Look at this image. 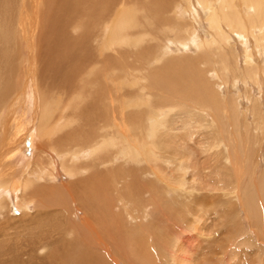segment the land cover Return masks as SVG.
<instances>
[{
	"label": "bare ground",
	"instance_id": "6f19581e",
	"mask_svg": "<svg viewBox=\"0 0 264 264\" xmlns=\"http://www.w3.org/2000/svg\"><path fill=\"white\" fill-rule=\"evenodd\" d=\"M120 1L123 4L127 3L129 7L127 9L137 11L139 16L131 22L135 23L134 25L137 27L134 29V33L129 32L130 28H133L131 23L119 25L116 35L119 43L126 45L130 42L129 38L133 37L134 45L139 46V51L135 54L138 55L135 57L136 65H139L141 68L143 66L148 67L150 61H152L158 66L157 68L161 65L162 69L152 70L146 75L147 86L152 89L151 92H155V100L152 101L150 97H147L148 99L141 97L135 103L131 101L126 103L127 107L125 106V109H136L137 112L132 114L128 126H126L127 122L122 120L125 122V125L122 124V126L116 128L118 131L123 133L128 131L129 134L135 136L137 135L132 134V132H137L140 137H133L138 140L137 144L130 146L126 142L122 144L125 148L124 152L121 149V151L115 149L117 154L112 153L113 155H110L108 153L110 152V147L116 148L115 140L111 139V137L108 139L104 138V133L99 135V115L103 114L110 119L112 107H110V103L113 102V99L110 102V89L108 90V88L103 87L104 85H100L99 82L92 79L96 78V76L92 75V78L89 77L91 79L88 78L87 81L83 80V83H81L82 80L80 83L78 82L76 89L73 88L74 85L72 86V84L67 85L69 87L60 92L61 97H59L47 78H51L50 72L53 73V76L57 75L54 69H59L60 64L61 69L59 74L63 73L64 76V78L60 77L61 82H71L70 79L78 71L77 64L82 61V56L86 55L91 48L92 41L89 44L82 40L81 46L69 43L66 32L63 30L69 23L68 21H74L77 14H81L80 11L83 8L84 12H82V15L88 20V24L87 22H83L91 28L88 29L84 25L81 26L83 33L81 39L85 40V38L93 37L92 33L88 34L89 30L101 25L104 28L108 26L105 24L108 20L110 21V4L114 5ZM41 3L44 9L42 12H39ZM184 5H186L184 14L180 15L178 13L179 7ZM207 12L209 13L208 17H206ZM79 19L82 20L81 18ZM204 21H206L208 27V38L199 37V28ZM72 24L74 23L72 22ZM139 27L141 28L140 31H138ZM38 28L41 29L38 31ZM36 29L37 34L35 33ZM50 30L52 31L50 32ZM85 32L86 34L84 35ZM230 33L234 35L233 37L231 36L232 38H230ZM34 36L38 37V41H41L39 42L40 44H44V38L47 41V48H45V44L41 45L45 52H38L35 59L32 47H34L33 43L37 39L34 42ZM50 37L54 41L51 42L48 39ZM146 38L152 39V42L155 43L147 51L144 48V45L146 46ZM232 40L235 42L239 40L243 46V57L239 56V58H242L240 61L243 60L244 67L240 65L239 60L235 59L236 56L232 55L236 61L230 63V66L233 69L236 68V71L242 69V73L233 74L231 84L227 85V81H224V78L228 77V69L220 66L219 69L210 68L206 60H208L207 55H209L212 46L215 47L214 50H219L222 49V44H226L228 47ZM55 44L58 45L55 46ZM176 44L180 46L179 49L184 53L175 54L172 52L174 48H177L175 47ZM248 44L252 45L250 50ZM56 48L63 51L61 57H55ZM193 50L197 51V56L201 51H204L207 54L206 59L195 61L196 63L189 61L180 64L181 60L179 59L191 55L188 52ZM26 51L28 55L25 59L26 56H24L23 52ZM147 53L151 56L148 59H146ZM262 54L264 55V0H0V75L9 77V81L0 86V129L4 128V131L0 133V218L3 219L4 224H2L4 226L7 224L9 229L14 228L17 231L18 228H24L25 230L34 229L35 225H41V223L49 225L52 222V216H50L51 213L46 209L54 201V197H56L55 189H52L54 187L49 185H51L50 183H56L64 175L69 180L68 185L60 186V184L58 185L60 186L58 189L63 190V194L67 199V207L64 213L60 210L61 213L58 211L59 214L55 216L58 220L55 219L51 225L56 229L59 228L61 234L70 233L75 235L73 238L70 236V241L66 242L63 240L66 235L64 234L65 236L63 237V235L58 234L59 240L52 244L48 241L45 243V239L36 241L35 239H39L41 235L36 232L34 234V237L37 234L35 239H31L32 242H26L28 244L26 247L16 242L15 246L5 249V253L6 251L12 252V255L9 257L12 260L14 259V264H36V259H39L40 264H45L48 258H56L58 261L63 260V254L66 251L67 257L72 254V251H81L83 246L81 238H86H80L82 233L84 234L87 231L94 232L97 226L101 229L102 226L108 229V226L103 225L106 219L110 218V223L106 220L110 228L109 230L112 231L114 229L118 233L122 229L124 230L123 227L121 228L124 225V222H122L123 217L128 222L130 220L133 222L134 219L138 218L139 213H146L148 210L147 214L149 217L161 209L163 210V207L161 208L164 199L163 195H165V200H167L170 199V194L178 193L189 201L194 199V194H197L194 192H205L204 189L206 190V188H203V182H200V179L197 177L198 169L195 170L194 166L190 167L187 165L190 162L188 157L185 158V155H183L182 158L178 153L177 157L171 153L168 154L167 151L163 153L167 154V156L161 155V146L160 148L158 146L160 141L158 143L159 136L157 134L162 129L163 124H167L166 121L171 116H176L179 119L186 118L188 122L192 123H198L199 120H201L199 123H203L205 119L206 123L215 125L216 128H218L217 124L222 118H225L227 125L233 119L236 121L239 118L240 121L244 122L245 127H248L252 123V126H250H255L253 129L251 128L254 131H252V135L257 133L259 135L257 137L262 138L264 136V127L261 125H264V90L262 88L264 86V66L259 64V62L263 61L259 60ZM66 56L67 58H65ZM64 59L66 60V66L62 65V60ZM25 65L27 70H25L26 74L24 75L22 69ZM42 66L44 71L42 78L45 77V82L49 85L48 87H51V90H47V92L45 90H38L42 88L39 85L41 82L38 78L42 75L40 74L41 70L39 71V68ZM179 66L186 68L184 71H181L176 69ZM190 69L198 70L195 74L189 75L188 70ZM28 74H30L29 77ZM194 75L195 78H193ZM20 76L23 77V80L22 78L20 79L24 85H20L19 87L16 85V82ZM34 78H37V85ZM1 81L2 76H0ZM31 82L33 83L32 85L30 84ZM250 82H253L252 84H255L257 88L253 89V87L248 86ZM30 85V90H28ZM45 87L47 88V86ZM241 88H245L244 97L243 95L241 97L235 94ZM162 90H164L166 96ZM231 94L234 100L232 103H229L227 98ZM257 94L258 96H256ZM101 96H106L108 105L103 107L100 105L99 99ZM148 100L150 103L147 102ZM84 101L87 104L83 108L82 103ZM62 102H73V104L63 106ZM241 102L249 104L246 111H241L239 108L241 107ZM27 104H30L29 107ZM92 111L93 113H90ZM113 111L111 112L113 113ZM20 113L22 117L19 115ZM249 115L253 119L251 123L248 121ZM24 118L26 119L25 123ZM121 118H126L125 114L121 115ZM60 119L62 120V126L55 132L53 131L55 125H52V123L54 120L58 123ZM246 121L249 122L247 123L248 125H246ZM69 127H71V130L66 133L63 132L64 128L68 129ZM109 127V124L103 123L102 129L106 130ZM143 131L145 133L142 137ZM217 132V140L215 136L216 142L214 145L211 143L213 147L210 145L209 150L210 148L211 150L216 149V152L222 153V157L217 156L216 160L222 161L224 166L231 170L235 184L232 189L218 188L219 193L216 192L215 188L212 191H209L210 189L208 188L209 190L207 189L206 192L209 191V193L214 195L212 197L221 198V201L231 206L240 201L242 189H240L239 182L247 170L239 164L237 153L233 152L232 141L230 142L231 138H225V133L223 135L222 130ZM34 137H36V140L38 139V147L33 154L31 162L24 163L25 166L22 165V168L20 167L21 165L19 166L20 168L18 165L12 166L13 163L11 161L20 155L22 146H30ZM234 137L233 139H235ZM47 150H51V152ZM51 154H54L55 157L51 156ZM117 157L124 159V162L120 166L116 165ZM252 162L254 163V161ZM161 164H165L166 168L174 167L173 173H170L169 176L167 170L161 167ZM254 172L256 173V171ZM214 174L219 175L217 172H214ZM217 180L219 181V179ZM243 185L246 188V183ZM201 192L200 195H202ZM87 198L88 200H86ZM101 198L106 200L104 214L103 212L99 213L97 209L98 205H103V203H99L103 201ZM98 199H101V201ZM174 200L176 198H173ZM174 203L176 202L174 201ZM75 205L77 207L74 210ZM101 205L100 209L103 207ZM260 205L258 203L259 207H261ZM127 206L130 208H126ZM31 208H33L34 214L31 212ZM170 208L177 213L176 204H173ZM182 208L186 210V214L191 210L186 206ZM254 208L259 209L257 207ZM13 209L21 213L19 219L10 215ZM79 212L83 214L81 219H78ZM133 213L138 215L132 217ZM200 213L203 214L202 211ZM103 215L105 220L102 218ZM248 216L250 215L248 214ZM187 217L188 215L184 219L180 214L178 220L179 222L183 221L186 223L189 220ZM155 220L153 221L154 225L151 224V226L146 228L147 232H143L142 234L138 232V240H133V242L135 241L133 243L134 250L137 251L135 248L140 244L142 250L149 253L151 251L149 249L151 247L150 242L153 241V244H157V240L161 239V237H159L160 239L158 238V235L163 234L165 236L167 231L165 230L164 233L165 226L162 229L161 226H158V223L156 224ZM161 229L163 232H161ZM115 232L114 234H116ZM133 233L136 232L134 231ZM3 235L6 234L3 233ZM26 237L28 239V234ZM34 243H39V246L36 247ZM143 246H145L144 249ZM49 247H53L51 251H48ZM46 250L48 251V256H46ZM86 254L88 255L87 252ZM86 254L75 255V257L78 260L82 256L85 257ZM2 256L0 255V258ZM18 257H24V260L20 261V258L19 260L17 259ZM158 257L160 258L159 254Z\"/></svg>",
	"mask_w": 264,
	"mask_h": 264
},
{
	"label": "rangeland",
	"instance_id": "374dc122",
	"mask_svg": "<svg viewBox=\"0 0 264 264\" xmlns=\"http://www.w3.org/2000/svg\"><path fill=\"white\" fill-rule=\"evenodd\" d=\"M127 7H128L127 3L123 4L122 1H120L114 5L110 4V21L108 20L107 23L105 24L108 26H105V28H104L103 25H101L99 27L97 26V27H94V29L89 30L88 34L92 33L91 35H93V37H88L89 39L85 38V40L81 39V36L83 34L81 26L84 25V27H87L88 29H90L91 27L87 26L88 20H86L85 16L83 17V15H82V12H84L83 8H82V11H80L81 14L78 13L79 15L77 14L76 18H74V21H71V20L68 21L69 23L64 27L63 30L66 32V35L69 39L70 44L74 43V44L81 46V43H83L82 40L85 43H89V44L92 41L93 44L91 43V48L86 55L84 54L82 56V59H81L82 61L81 62L79 61L82 64H80V63L77 64L78 71L75 72L76 75L70 79L71 82H61L60 77L64 78V76H63V73L59 74L60 69H61L60 64H59V69H56V68L54 69V72L57 75L53 76V73L50 72L49 74H51V78L50 79L47 78L48 82L54 88L56 95L59 97H61L60 92L64 91L66 88L69 87L67 85L72 84V86L74 85L73 88L76 89V87L78 86V82L80 83L82 80L81 83H83L85 80L87 81L88 78L91 77L92 75L96 76V78L91 77L92 79H95L97 82H99L100 85H104L103 87L108 88V90L110 89V94L108 93L110 96V102H111V99H113V102L110 103V107L112 106L111 110H110V119H108L103 114L99 113L100 114L99 115V122H100L99 123V126H100L99 135L104 133V135H105L104 138L108 139L109 137H111V139L115 140V143H116V148L110 147V149H109L110 152H108V153H110V155L112 153L117 154L115 152V149H119V151L122 150V152H124L123 150L125 148L123 147L122 144H124L126 142H128L130 144V146L137 144L138 140L136 138H133V137H140V136H138L137 132H132V134L137 135V136H135V135L129 134L128 131H126L125 133L118 131L116 128H119V126H122V124L125 125V122H127L126 126H128L130 124L132 114L134 112H137L136 109H130V110L127 108L125 109L126 103H129V101L135 103L137 101V99L141 98V97L146 98V99H148L147 97H150V99L152 101L155 100V98H156V95H154L155 92H151L152 89L148 88V86H147L148 81H146V75L149 74V72L152 70L162 69L161 65L159 68H157L158 66H156L152 61H150V64L148 67L143 66V68H141L139 65H136V63H135L136 58L135 57H137L138 55H135V54L138 53L139 46L134 45V41L132 40L133 37L129 38L130 42L126 45H122L119 43V39L116 37L119 25L125 24V23L126 24L131 23L134 19H136V17L139 16V14H137V11L128 10ZM185 7H186V5L179 7L178 13L180 15L184 14ZM43 9H44L43 4L41 3L40 8H39V12H42ZM208 14L209 13L207 12L206 17H208ZM80 15H82V16H80ZM79 18H81L82 20H80ZM77 20H78V22H77ZM180 20H182V19H180ZM83 21L85 23L87 22V24H85ZM72 22L74 24H72ZM134 24L135 23H131L133 28L132 29L130 28V30H129L130 33H134L135 32L134 29L137 28ZM87 28H84V29H87ZM40 29L41 28H38V31ZM199 29H200V32H199L200 36L199 37L202 36L203 38H208L207 37L208 27H207L206 21H204L202 23V25L200 26ZM140 30H141V28L139 27L138 31H140ZM51 31L52 30H50V32ZM35 33L37 34V29H36ZM36 34H35V36H37ZM85 34H86V32L84 33V35ZM35 36H34L33 41L34 40L36 41V39H37V41L36 42L34 41L35 42V43H33L34 47H32L34 59H35V56L37 57L36 54H38V52H40V51H42V53L45 52L42 49V46L44 44H45L44 45L45 48H47L46 38H44V44H40L39 42H41V41H38V37H35ZM231 36L233 37L234 35L230 33V38H232ZM96 38H98V39H96ZM48 39L51 42L54 41V39L53 38L51 39V37ZM103 39H105V40H103ZM99 40H100V42H99ZM87 41H90V42H87ZM145 42H146V46L144 45L145 51L150 50L151 45L155 44L152 42V39L146 38ZM102 43H104V44H102ZM107 43L109 46L107 45ZM57 45L58 44H55V46H57ZM176 45H175V47H177V48L176 49L174 48V50H172V52L175 54L184 53L182 50L179 49L180 46L179 45L176 46ZM236 45L237 46L240 45V46L237 47ZM136 46H138V47H136ZM169 46H171V44H169ZM248 46L250 47L249 48V50H250L252 48V45L248 44ZM107 48H109V49H107ZM56 49L57 50H55L56 51L55 57H57V56L61 57V53L63 55V51L58 50V48H56ZM214 49H215V47L212 46L209 55H207L204 51H201L198 56L196 55V53H197L196 50L190 51L188 53H190L191 55H189V56L187 55V56L183 57L184 59L183 58L179 59V60H181L180 64H183L184 62H189V61L192 63H196L195 61H198L200 59H206V57L208 56L209 61L206 60V63H208L210 68L213 67V68L219 69L220 67H225L226 69H228V72H229L228 77L224 78V81H227V85H229V84H231L233 74L236 75V74H238V72L242 73L241 72L242 69L240 71H236L237 69L234 68L235 69L234 70L230 66V63H233L236 60H239L240 65L242 67H244V64L242 63L243 60L240 61L242 58H239V56L243 57V51H242L243 46L241 45L239 40H236V42L234 40H232L228 47L226 44H222V49H219V50H214ZM231 49H233V50H231ZM99 50H101V51H99ZM112 50H114L115 52ZM140 50H142V49H140ZM225 52H226V54H225ZM204 53H205V55H204ZM23 54H24V56H26L25 57V59H26L27 55H28L27 51L23 52ZM105 54H107L109 57ZM232 55L234 57L235 56L237 57V58L235 57L236 60L234 59V57ZM149 57H151V56H149L147 53L146 59H148ZM65 58H67V56ZM227 58H229V59H227ZM259 60L260 61L263 60L262 62H259V64L264 66V55L263 54H262V57L259 58ZM65 61H66L65 59L62 60L63 66H66ZM102 61H104V62H102ZM229 66L232 70L229 68ZM82 67H83V69H82ZM194 67L196 68L195 65H194ZM24 68L22 70H23V73L25 75L26 74L25 70H27L26 65ZM185 68L186 67H180V66L176 67V69H179L181 71L182 70L184 71ZM85 69H86V71H85ZM198 69H190V70H188V74L189 75L192 73L195 74ZM22 70H21V72H22ZM39 71H40V74H42L41 76L38 77L40 79V82H41V83H39V85H41L42 88H39L38 90H41V91L45 90L46 92H47V90L50 91L51 87H48L49 85L47 84V82H45V77L42 78V76H44L43 66L39 68ZM0 76H2V81L0 82V86L3 83L9 81V77H6L5 75H0ZM29 76H30V74H28V77ZM20 78H22V80H23V77L20 76L18 78V81L16 82V85L19 87H20V85L21 86L24 85V83L21 81ZM91 78H89V79H91ZM189 78H191V77H189ZM193 78H195V75L193 76ZM36 79H35V84L37 85ZM98 79H99V81H98ZM105 80H107V81H105ZM190 80H192V78ZM229 80H230V82H229ZM252 83L253 82L248 83V86L253 87V89L257 88L255 86V84H252ZM30 84L32 85L33 83L31 82ZM31 85L28 87V90H30ZM45 86H47V88ZM241 87H243V86H241ZM262 88L264 90V86H262ZM198 89H200V88H198ZM244 90H245V88H241L240 90H237L235 93L236 96L237 95L238 96L243 95V97H244L245 96ZM162 91L164 92V90H162ZM255 93H253V94L255 95ZM164 95L166 96L165 92H164ZM256 96H258V94ZM228 97L229 98H227V101L229 103H232L234 100L232 94ZM260 97H261V95H260ZM225 99H226V97H225ZM99 102H100V105L102 107L105 105H108V100H107L106 96H101V98L99 99ZM147 102L150 103L149 100ZM30 103H31V100H30ZM241 103H242L240 105L241 107H239V108L241 109V111H246L247 106L249 104L248 103L246 104V102L245 103L241 102ZM72 104H73V102L63 103V106L64 105H72ZM86 104L87 103L84 101L82 103V107L84 108L86 106ZM27 105L29 107L30 104H27ZM123 107H124V109H123ZM93 111L90 113H93ZM111 111H113V113ZM115 114H117V115H115ZM123 114H125L126 118L120 119V116ZM263 114H264V107H263ZM19 115L22 117L21 113ZM117 116H118V118H117ZM83 117H84V115H83ZM115 118H117V119H115ZM176 118H177L176 116H174V117L171 116L170 119H168V121H166L167 124H163L164 127L162 126V129H160L158 134H157V136H159L157 141H158V143L160 141V143L158 144L157 141H156V143L158 144L159 148L161 146V148H160V151L162 153L161 155L167 156V154H163V153H166L165 151H167L168 154L171 153L172 155H175L177 157H178V154L180 157H182L183 155H185V158L188 157L190 159L189 160L190 162L188 161L189 163H187V165L190 167L194 166L195 170L198 169L197 171L199 173L197 172V177H198V179H200V182H203L202 186H203V188H206V190L209 188L210 190L209 189L208 190L212 191V189L215 188L216 192L219 193V191L217 190L218 188H225V189L230 188V189H232V187L235 184V180L232 177L231 170L228 167H225L222 161L216 160L217 156L222 157V153L219 154L218 152H216L217 151L216 149L211 150V148H210V150H209L210 145L213 147L214 143L217 140V136H216V134L218 133L217 131L222 130L223 135L225 133V135H224L225 138L226 137L231 138L230 142L232 141L231 145L233 146V152L237 153V156L239 158L238 159L239 164L242 167L244 166L243 168L244 169L246 168L245 170H247V172H245L246 174L244 173L245 174L244 177H242V179L239 182L240 189H242L240 201H237V203L235 205H231V206L226 205L225 202L220 200L221 198L218 199V198L212 197L214 195L212 193H209V191L206 192L205 189H204L205 192L200 191L202 193V195H200L199 191L194 192L197 194H194V197H193L194 199H191L189 201L184 199L183 198L184 196L179 195L178 193L170 194V195L168 194L170 199H167V200H165L166 197H165V195H163L164 199H163V204L161 206V208L163 207V210L161 209L159 212L154 213L152 216H149V217L147 214L148 210L146 213H139V215L133 213L132 217H136L138 215V218H139V219L138 218L134 219L133 222H131V220H130V222H128L126 220V218L123 217L124 221L122 219V222H124V225L121 226V228L123 227L124 230L122 229V231H120L118 233H116L114 231V229H112V231L109 230L110 228H109L108 223H110V218L106 219L108 222L107 223L105 218H104V215H103L102 218L105 220L103 222L104 223L103 225L108 226V229L104 228L103 226L101 229L99 226H97V229H95L94 232L87 231L84 234L82 233V236H80V238L81 237H86V238H84V239L81 238L82 241L79 240V241H81V243L83 245L81 248V251L76 250L75 252H78V253H75L74 251H72V254H70V256L68 255V257L66 255L67 254V251H66V253L63 254V260H59L60 262L56 258H50V259L48 258V259H46L45 264H81V263L82 264H95V263L96 264H264V222H263L264 221L263 220L264 219V215H263L264 214V208H263L264 207V193H263L264 192V177H263L264 176V136L262 138L257 137V136H259L257 133L252 135V131H253L252 129L255 126L253 125V127H251L252 126L251 122L253 119H252V117H250V115H249L248 121L251 123L250 124L251 126L248 125L247 123H249V122L246 121V125H248V127H245L244 122L242 120L240 121L239 118H237L236 121H235V119H233V121L231 123H228V125L226 124L227 121L225 120V118H222V120H220L217 124L218 128H216L215 125L209 124L208 122L206 123L205 119L203 120V123H199L201 120H199L198 123L197 122L192 123L190 121H189L190 122L189 123L186 118H180V119L177 118L178 120ZM25 120L26 119L24 118V123H25ZM122 120L125 122H123ZM103 123L109 124L110 127L106 130H103L102 129ZM52 125H55L53 131L56 132V130H59V127L62 126V120L60 119V121L58 123H57V121L54 120ZM200 125H201V127H200ZM261 125L264 127L263 124H261ZM173 127H174V129H173ZM205 127H207V128H205ZM245 128H247V129H245ZM248 129H249V131H248ZM69 130H71V127H69L68 129L64 128L63 132L66 133ZM211 130H213V131H211ZM3 131H4V128L0 129V133H2ZM199 131H201L202 133ZM237 131L238 132L240 131V132L238 133ZM59 133H58V135H59ZM144 133L145 132L143 131L142 137L144 136ZM249 133H251V134H249ZM215 136H216V140H215ZM233 136H235L234 137L235 139H233ZM37 141H38V139L36 140V137H34V139L31 141L32 144L30 146L29 145L22 146V148L20 149V152H21L20 155L16 156V158H14L11 161L13 163L12 166L18 165V167H19L21 165L20 167L22 168L23 166H25L24 163L27 164V162H31V159H33V156H34L33 154H34V152H36L35 150H37V147H38ZM166 145H168V146H166ZM145 148H147V147L145 146ZM207 149H208V151H207ZM48 152H51V150H49ZM249 152H250V154H249ZM253 153H255V154H253ZM146 154H147V152H146ZM51 156L55 157L54 154H51ZM244 156H245V158H244ZM252 161H254V163ZM123 162H124L123 158L117 157V159H116V163H117L116 165L117 166L122 165ZM251 163H253V164L251 165ZM253 165L256 167H254ZM161 167H163L165 170H167V174L169 176H170V173L171 174L173 173L172 171H173L174 167L166 168L165 164H161ZM254 171H256V173ZM214 172H217V174H219L220 176L219 175L217 176L216 174H214ZM213 174L216 175V177H214ZM168 175H166V176L168 177ZM217 179H219V181ZM230 179H232V180H230ZM230 181H232L234 183H232ZM251 181H252V183H251ZM68 182H69V180H67L63 175V177L59 178V180H57L56 183H50L51 185H49V186H53L54 188H52V189H55L54 191L56 192V197H54L55 198L54 201L51 202L50 206H48L46 209L47 211H49L51 213L50 216H52L51 217L52 222L55 221L56 214H59L58 211L60 210L64 213V211L67 207V203H66L67 199H66L65 195L63 194V190H59L58 187L66 186V185H68ZM126 183H128V182H126ZM244 183H246V188H244L245 187L243 185ZM58 185H60V186H58ZM110 186H112V185L110 184ZM258 186H259V188H258ZM60 191H61V193L59 194ZM249 192H250V194H249ZM173 198L174 199L176 198V200H174L176 203H174ZM252 198H253L254 204H253ZM101 199H98V200L101 201ZM86 200H88V198ZM256 200H258V201H256ZM105 202H106V200H103L99 203H103V205H101V204L100 205L104 207L106 204ZM165 202H167V203H165ZM257 202L259 203V205L262 203L260 205L261 207L258 206ZM198 203L200 206L197 205ZM173 204H176L177 213H175V211H173V209L171 210V208H170V206H173ZM187 204H188V206H187ZM94 205H96V204H94ZM100 205H98L97 209L99 210V213L103 212V214H104V209L106 207H104V208L101 207V209H100ZM189 205L191 208L189 207ZM53 206H55V207L57 206L58 208L57 207L55 208ZM166 206H167V208H166ZM184 206L188 207L189 210L191 209L189 212H187V214H186V210L182 208ZM197 206H199V207H197ZM76 207L77 206L75 205L74 210L76 209ZM254 207H257L259 209H256ZM126 208L129 209L130 207L127 206ZM14 209L12 210L10 215L15 217L16 219H19L20 218L19 216L21 215V213L17 210H14ZM253 209H255L256 211ZM197 210H198V212H197ZM200 210L203 212V214L200 213L201 212ZM31 212H33V214H34L33 208H31ZM178 212H179V215L181 214V217L182 216L184 217V219L188 215L187 218L189 220H187L186 223L183 221L179 222ZM231 212H232V214H231ZM259 212L261 214L263 213L262 214L263 216ZM223 213H225L226 215ZM248 214L250 216H248ZM82 215H83L82 212H79L78 219H81ZM256 216H258V217H256ZM144 218H146V219H144ZM230 218H231V220H230ZM1 219L2 218H0V228H1V230H0V255L1 256L3 255V256L0 258V264H14V259L12 260L9 257L10 255H12V252L6 251V253H5V249H8V247L15 246L16 242L22 244L21 246L26 247L28 245V244H26V242H29V241L32 242L31 239H35L37 234L35 235V237H34V234L36 232L38 234H41L39 239H35L36 241L37 240L39 241L41 239H43V240L45 239V243H47L46 241H48L52 244H54V242H57L59 240V235H63V237L66 235L65 238L63 239L66 242H68V240L71 237L72 238L75 237V235L70 234V233L69 234L64 233L65 235L61 234L60 233L61 231L59 228L56 229V228H54L53 225H51L52 222L49 225L46 223L45 224L41 223V225H35L36 227L34 226V229H30V230H25L24 228H18V231H17V230H14V228L9 229V226L7 224H5V226H7V227H5L3 225L4 224L3 219L2 220ZM59 219H60V217H59ZM153 219L154 220L156 219L155 220L156 224L158 223V226H161L162 229L165 226L164 233H165V230H167L165 233V236L163 234L158 235V238L161 237V239L159 238L160 240H157V244H155V243L153 244L152 243L153 241L150 242L151 247L149 246L150 247L149 249L151 251L149 253H146L145 251H143L142 246H140L139 243H138L139 246L135 248V249H137V251L134 250V247H133L134 244L133 243H135V241L133 242V240H138V238H139L138 235L140 232H141L140 234H142L143 232H147L146 228H148L149 226H151V224H153V221H154ZM56 220H58V219H56ZM142 220H144V221H142ZM225 220H226V222H225ZM176 221H178V222H176ZM106 223H107V225H106ZM225 224L228 227L227 229H226ZM3 228H6V229H3ZM134 231L136 233H133ZM114 232L116 234H114ZM161 232H163V230ZM3 233H5L6 235H3ZM27 234H28V239L26 237ZM10 235L12 238L10 237ZM145 235H147V234H145ZM32 237H34V238H32ZM228 237H229V239H228ZM29 238H30V240H29ZM232 238H234V239L232 240ZM151 240H154V239H151ZM158 241H160V242H158ZM136 242H138V241H136ZM34 245H36V247H38L39 243L38 244L34 243ZM145 246H146V244H145ZM145 246H143V249ZM219 246H221L222 248L221 247L219 248ZM139 247H141V248H139ZM52 248L53 247H49L48 251H51ZM138 248H139V250H138ZM48 251L46 253V256H48ZM86 252L88 253V255L86 254ZM84 253L86 254L85 257L82 256L78 260L76 259L75 255H79V254L82 255ZM36 254H38V252H36ZM143 254L145 255L146 258L144 257ZM146 254H147V256H146ZM158 254H159L161 259L158 257ZM162 255H165V256H162ZM19 258H20V261L24 260V257H18L17 259L19 260ZM17 259H15V260H17ZM180 261H182V262H180ZM35 263L38 264L39 259H36Z\"/></svg>",
	"mask_w": 264,
	"mask_h": 264
}]
</instances>
